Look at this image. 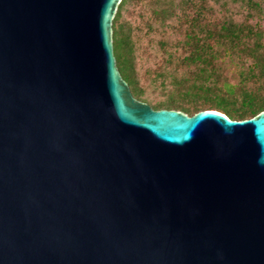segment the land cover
Returning <instances> with one entry per match:
<instances>
[{
	"label": "water",
	"instance_id": "obj_1",
	"mask_svg": "<svg viewBox=\"0 0 264 264\" xmlns=\"http://www.w3.org/2000/svg\"><path fill=\"white\" fill-rule=\"evenodd\" d=\"M121 0H0V264H264V111L137 101Z\"/></svg>",
	"mask_w": 264,
	"mask_h": 264
},
{
	"label": "trees",
	"instance_id": "obj_2",
	"mask_svg": "<svg viewBox=\"0 0 264 264\" xmlns=\"http://www.w3.org/2000/svg\"><path fill=\"white\" fill-rule=\"evenodd\" d=\"M215 2L225 9L229 4H239L246 11L244 21L213 18L207 0H121L111 24L113 55L120 76L137 101L155 111H180L187 116L214 110L234 121L247 120L264 111V0ZM128 8L131 12L124 20ZM171 19L175 21L173 32L177 39L174 43L160 41L159 47L166 61L190 70L179 82L184 87L181 91L150 102L138 76L141 59L148 55L142 39ZM223 57L248 64L238 83L214 77L215 63Z\"/></svg>",
	"mask_w": 264,
	"mask_h": 264
},
{
	"label": "rangeland",
	"instance_id": "obj_3",
	"mask_svg": "<svg viewBox=\"0 0 264 264\" xmlns=\"http://www.w3.org/2000/svg\"><path fill=\"white\" fill-rule=\"evenodd\" d=\"M216 0H207L212 7V17L231 18L237 23H242L246 16L245 9L239 4H229L227 9L216 4ZM178 2V1H176ZM131 9L128 8L123 14V19L127 20ZM224 13H226L224 15ZM174 19L168 20L160 29L150 35H145L142 39L147 57L141 59L138 69V76L145 92V98L150 102L162 101L166 99L169 92L176 93L184 88L179 82L184 78V73L190 69H180L176 63L166 61V57L159 47L160 41L174 43L177 36L173 32ZM261 26L264 31V7ZM248 64L236 58L223 57L215 63L214 77L229 80L231 83H238ZM252 86V84H249Z\"/></svg>",
	"mask_w": 264,
	"mask_h": 264
}]
</instances>
